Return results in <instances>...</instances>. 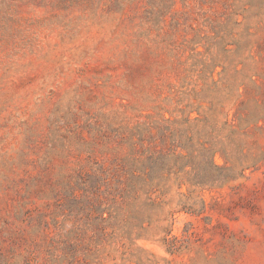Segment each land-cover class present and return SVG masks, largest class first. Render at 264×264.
<instances>
[{
    "label": "rangeland",
    "instance_id": "1",
    "mask_svg": "<svg viewBox=\"0 0 264 264\" xmlns=\"http://www.w3.org/2000/svg\"><path fill=\"white\" fill-rule=\"evenodd\" d=\"M0 264H264V0H0Z\"/></svg>",
    "mask_w": 264,
    "mask_h": 264
}]
</instances>
